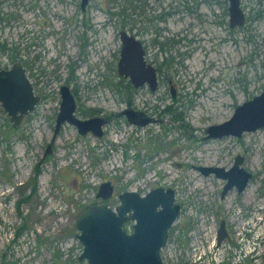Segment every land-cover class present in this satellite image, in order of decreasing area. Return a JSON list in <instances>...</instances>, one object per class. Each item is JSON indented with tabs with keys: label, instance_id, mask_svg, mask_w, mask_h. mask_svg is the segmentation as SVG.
<instances>
[{
	"label": "rangeland",
	"instance_id": "1",
	"mask_svg": "<svg viewBox=\"0 0 264 264\" xmlns=\"http://www.w3.org/2000/svg\"><path fill=\"white\" fill-rule=\"evenodd\" d=\"M80 2L0 0V65L20 59L41 96L18 127L0 104V264H88L78 258L83 245L75 220L104 180L114 185L113 207L123 190L171 188L180 212L161 257L185 264L204 225L218 228L224 219L228 227L240 222L235 215H264V128L203 137L206 126L227 120L236 105L264 89V0H240L245 22L234 27L228 0L200 4L204 19L172 13L171 32L158 39L183 37L181 44L166 51L151 46L146 55L155 66L165 57L172 63L156 69L155 90L143 84L131 94L125 86L114 89L118 33L144 26L143 14L151 11L142 0H88L85 10ZM163 3L155 9L169 8V0ZM63 83L82 117L80 107L112 114L102 136L64 122L53 137ZM125 107L155 121L132 124L119 114ZM237 154L251 178L243 191L222 194L226 180L198 167L229 168Z\"/></svg>",
	"mask_w": 264,
	"mask_h": 264
},
{
	"label": "water",
	"instance_id": "2",
	"mask_svg": "<svg viewBox=\"0 0 264 264\" xmlns=\"http://www.w3.org/2000/svg\"><path fill=\"white\" fill-rule=\"evenodd\" d=\"M86 3L87 0H81L82 7ZM227 9L231 27L245 22V12L240 0H228ZM119 36L121 47L117 73L127 78L134 87L147 84L149 89L155 90L158 85L156 68L147 62L141 41L125 30H121ZM59 90L60 103L53 137L64 122L75 125L81 134L91 132L98 137L102 136L107 116L96 114L82 117L76 113L77 104L70 86L63 83ZM40 99V94L35 92L20 60H15L9 68H0V104L14 127H18L23 118L34 111ZM119 114L135 125H146L155 121L153 116L132 107L123 108ZM260 128H264V89L236 105L227 120L206 126L203 137H240L243 132ZM50 151L48 145L46 154ZM242 160L243 156L237 154L229 168H198L204 174L213 172L217 177L226 180L222 194L233 186L241 192L252 175L241 165ZM112 194L111 181L101 182L96 197L102 200L78 213L75 228L79 232L76 236L83 245L78 258L86 259L88 264H165L161 250L166 246L168 230L179 213L173 191L165 190L162 186L153 187L144 194L136 190H123L118 194L120 203L115 208L107 202ZM127 220L132 221L130 230L124 226ZM217 234V243L228 235L224 219L219 222Z\"/></svg>",
	"mask_w": 264,
	"mask_h": 264
},
{
	"label": "built area",
	"instance_id": "3",
	"mask_svg": "<svg viewBox=\"0 0 264 264\" xmlns=\"http://www.w3.org/2000/svg\"><path fill=\"white\" fill-rule=\"evenodd\" d=\"M255 214L261 213L235 215L240 222L219 244L217 227L204 225L203 234L194 238L187 264H264V215Z\"/></svg>",
	"mask_w": 264,
	"mask_h": 264
},
{
	"label": "flooded vegetation",
	"instance_id": "4",
	"mask_svg": "<svg viewBox=\"0 0 264 264\" xmlns=\"http://www.w3.org/2000/svg\"><path fill=\"white\" fill-rule=\"evenodd\" d=\"M87 2H88V0H87ZM210 2H212V0H169V3H168V5H169V8H167V9H162L160 12L159 11H157L156 9H155V6H161L162 4H164L163 3V0H142V3H143V6L145 7V9H147V10H150L151 12H147V14L148 15H145V13L146 12H144V14H143V18H145V22L147 23V24H145L144 26H140V27H137L136 25H133V27L131 28V29H123V28H121L120 30H119V33H120V31L121 30H125L129 35H133L135 38H138L140 41H141V44H142V46H143V48H144V50H145V58L147 57L146 55H147V50H149L150 48H151V46H153V47H157V49H158V51H160V50H163L164 48H172V47H176L177 45H180L181 43H179L180 41L179 40H181V39H183V37L180 39L178 36H176V39L177 40H175V39H173V38H170V39H165V37H167V35H165V36H163L164 37V40H159L158 39V36L161 34V33H164V32H166V31H170L171 32V27L169 26V25H167V18H168V16H170L172 13H174V12H181V13H185V14H189V15H193V16H196V17H198V18H200V19H204V17H205V14H203L204 12H201V5L200 4H205V6H206V4H209ZM87 4V3H86ZM86 4L84 5V7H82L81 6V2H80V6H81V9L82 10H85V6H86ZM145 16V17H144ZM134 19V18H133ZM144 20V19H143ZM135 21V20H134ZM160 23H163L162 25L160 24ZM118 33V34H119ZM151 33V35L149 36V34ZM147 36H149V37H147ZM140 37V38H139ZM119 38H120V36H119ZM121 41V40H120ZM121 43V42H120ZM188 45H190V43H188ZM120 47H121V45H120ZM163 48V49H162ZM167 48V49H168ZM119 51H120V49H119ZM119 57V56H118ZM11 59H14L13 61H12V63L15 61V60H20V59H18V58H14L13 56H12V58ZM146 60H147V58H146ZM21 61V60H20ZM117 61H118V58L115 60V62H116V68H117ZM22 62V61H21ZM147 62H149V63H151V64H153L152 62H150V61H148L147 60ZM12 63L10 64V65H6V64H4V65H0V68H9L11 65H12ZM154 66H155V64H153ZM24 66V65H23ZM157 66L158 65H156L155 66V68L157 69ZM25 67V66H24ZM158 70V69H157ZM159 71V70H158ZM157 72V71H156ZM75 92V91H74ZM75 97V96H74ZM133 107V106H132ZM76 113H77V108H76ZM78 114V113H77ZM85 116H88V115H84V117ZM90 116V115H89ZM105 116H107V121H108V119H109V115L107 114V115H105ZM235 158V157H234ZM104 181H106V180H104ZM111 183H112V181H111ZM113 184V183H112ZM164 185V184H163ZM165 186H167V185H165ZM99 187V186H98ZM163 187V186H162ZM233 187H235V186H233ZM163 189H171V188H167V187H163ZM97 191H98V189H97ZM96 191V192H97ZM119 194V193H118ZM112 196H114V185H113V194H112ZM111 196V197H112ZM118 196V195H117ZM111 197H109L108 199H107V202H108V200L111 198ZM102 199L100 198V197H96V193H95V199H94V201L90 204V205H88V206H91V205H93V204H96V203H98V202H100ZM118 205V204H117ZM116 205V206H117ZM88 206H86V207H88ZM116 206H111V207H113V208H115ZM85 207V208H86ZM84 208V209H85ZM83 210V209H82ZM81 210V211H82ZM179 210H180V207H179ZM180 212V211H179ZM178 215H179V213H178ZM178 215H177V217H178ZM230 216H232V215H229V218H230ZM176 217V218H177ZM228 218V217H227ZM176 220V219H175ZM227 221V220H226ZM226 221H225V226L227 227V223H228V221H227V223H226ZM175 222V221H174ZM173 222V223H174ZM131 224H132V221H130V220H127L126 222H125V228L127 229V230H130L131 229ZM208 224H210V223H208ZM173 225V224H172ZM171 225V226H172ZM234 225H236V224H232V225H228V227H227V233H228V236H229V232H228V230L229 231H231V227L232 226H234ZM170 229V228H169ZM168 232H169V230H168ZM169 238V237H168ZM168 238H167V243H168ZM193 239H194V236H193ZM166 243V244H167ZM188 260H189V248H188V250H187V252H186V256H185V258H184V262H185V264H187V262H188ZM165 264H166V262H164ZM174 263V262H173Z\"/></svg>",
	"mask_w": 264,
	"mask_h": 264
},
{
	"label": "trees",
	"instance_id": "5",
	"mask_svg": "<svg viewBox=\"0 0 264 264\" xmlns=\"http://www.w3.org/2000/svg\"><path fill=\"white\" fill-rule=\"evenodd\" d=\"M1 46H2L3 50H5V48H6L5 45L3 44ZM163 50L166 51L165 48ZM171 63H172V58L165 57L162 60V62H160L158 64L157 69L158 70H162V68L168 69V67ZM114 85H115L114 89L115 90L117 89L119 91L122 89L123 86H125L127 88V90L129 91V94H131L132 89L134 88L133 85L130 83V81L127 78H124L121 76L119 78V81L117 83H115ZM126 100H127L126 103L128 105H130L128 98ZM170 107H171L170 105H167L166 110H168L169 112L174 114V116L176 117L177 115H175L174 110L171 109ZM97 111H98V109H96V108H82V107L79 108V112L82 115H88L89 116V115H92L94 112H97ZM111 116H112V114H109V117H111Z\"/></svg>",
	"mask_w": 264,
	"mask_h": 264
}]
</instances>
